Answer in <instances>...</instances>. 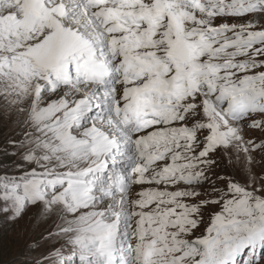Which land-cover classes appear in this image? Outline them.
<instances>
[{
    "label": "snow or ice",
    "instance_id": "snow-or-ice-1",
    "mask_svg": "<svg viewBox=\"0 0 264 264\" xmlns=\"http://www.w3.org/2000/svg\"><path fill=\"white\" fill-rule=\"evenodd\" d=\"M0 122L32 264H264V0H0Z\"/></svg>",
    "mask_w": 264,
    "mask_h": 264
},
{
    "label": "rangeland",
    "instance_id": "rangeland-1",
    "mask_svg": "<svg viewBox=\"0 0 264 264\" xmlns=\"http://www.w3.org/2000/svg\"><path fill=\"white\" fill-rule=\"evenodd\" d=\"M17 135L18 130L6 122H0V163H12L13 158L5 156L2 150L7 146V141ZM10 215V212L0 211V264H32L33 257L48 246V241L42 237L50 224L37 219L35 208H30L23 218L14 222L9 219Z\"/></svg>",
    "mask_w": 264,
    "mask_h": 264
}]
</instances>
